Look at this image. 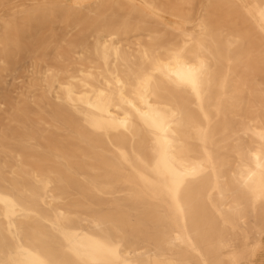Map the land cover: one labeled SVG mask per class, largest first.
I'll return each mask as SVG.
<instances>
[{"label":"bare ground","instance_id":"obj_1","mask_svg":"<svg viewBox=\"0 0 264 264\" xmlns=\"http://www.w3.org/2000/svg\"><path fill=\"white\" fill-rule=\"evenodd\" d=\"M264 0H0V264H264Z\"/></svg>","mask_w":264,"mask_h":264},{"label":"rangeland","instance_id":"obj_2","mask_svg":"<svg viewBox=\"0 0 264 264\" xmlns=\"http://www.w3.org/2000/svg\"><path fill=\"white\" fill-rule=\"evenodd\" d=\"M263 238H264V237H263ZM256 260H257V262H259V263H264V249H262V250L257 254ZM248 262H249V261L244 262L243 264H248Z\"/></svg>","mask_w":264,"mask_h":264}]
</instances>
